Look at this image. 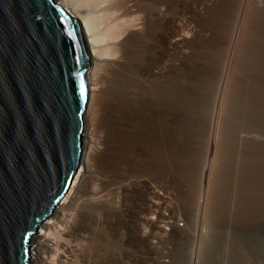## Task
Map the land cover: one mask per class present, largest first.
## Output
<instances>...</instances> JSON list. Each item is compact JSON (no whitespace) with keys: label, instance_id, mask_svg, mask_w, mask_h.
<instances>
[{"label":"rangeland","instance_id":"374dc122","mask_svg":"<svg viewBox=\"0 0 264 264\" xmlns=\"http://www.w3.org/2000/svg\"><path fill=\"white\" fill-rule=\"evenodd\" d=\"M166 3L172 17L169 75L159 89L145 92L133 67L142 48L140 44L131 48L130 114L119 139L108 145L99 141L104 156L94 163V176L87 183L92 195L82 196L105 202L106 212L100 217L106 216V238L111 244L106 264H135L128 252L136 250L142 256L136 264H174L176 253L181 264L189 260L197 264L199 233L195 240L187 235L192 219L197 232H205L210 220L215 221L219 253H235L238 264H264V0H153L159 8ZM105 100L100 96L95 105L101 139L109 120ZM142 181L170 203L148 194L151 189L144 188ZM137 184L146 193L140 195ZM71 208L66 209L63 224L55 227L56 236L47 233L51 244L60 242L44 256L47 264H94L87 232L68 233L73 237L65 232L72 225L88 223ZM168 221H181L186 231ZM147 236L154 249L150 254H145V244L130 242Z\"/></svg>","mask_w":264,"mask_h":264},{"label":"water","instance_id":"95a60500","mask_svg":"<svg viewBox=\"0 0 264 264\" xmlns=\"http://www.w3.org/2000/svg\"><path fill=\"white\" fill-rule=\"evenodd\" d=\"M88 63L78 22L52 0H0V264L31 236L81 158Z\"/></svg>","mask_w":264,"mask_h":264},{"label":"bare ground","instance_id":"6f19581e","mask_svg":"<svg viewBox=\"0 0 264 264\" xmlns=\"http://www.w3.org/2000/svg\"><path fill=\"white\" fill-rule=\"evenodd\" d=\"M52 1L59 3L63 8H65L70 13V15L79 24L83 43H84V47H85L86 59H87V63H88V69L86 72L88 98H87L86 107H85L84 114H83V129H82V135H81V158L79 161L78 168H77L76 173L72 179L71 185H70L68 191L62 197L61 202L53 209L52 214L38 227L37 232L31 236V240L29 243L28 261H29V264H47L46 260L44 259L45 258L44 256L46 254H50L54 248L56 249V248H58V246H60V244H58L60 242H56V241L54 244H51L52 241L50 240L49 236H47V233L53 237L56 236L55 232H54L55 231L54 229H56L55 227L57 226V224H59V223L61 224L64 221L63 217L65 215L66 209L69 207H73L71 209H74V210L77 209L78 213H80L81 216L88 219V223L87 224L80 223L78 226L72 225L70 227H68V226L71 224L68 223L69 225H67V227H68L67 229H65V226L63 225L64 229L66 230L65 232L67 234L68 233H71V234L74 233L75 234V232H77L79 230L82 231L84 234L87 232L86 235L89 237L88 239H90L88 241L89 245L87 246L90 248V251H91V252H89V254L94 253V255H93L94 260L92 263L95 264L96 262L100 261V263L106 264V260L108 257L107 255L111 251L109 248V247H111V244L108 241V239L106 238V232H105L106 231V223H107L106 218H105L106 216L104 214L103 218L100 217V214L103 215V213L106 212V205H105V202L102 203L100 201L101 199L100 200L98 199V201H97V199H95L94 195H93L94 198H92V199L90 198L91 197L90 195H92L90 191L92 189L91 190L89 189L90 191L88 190L87 183H88V180L90 178H92V176H94L93 175L94 163L99 158L102 159L101 157L104 156L103 149H101L99 147L101 140H103L105 142V144L107 142V145H108L111 143V140L114 141L115 139H117L120 135V132L123 131V128H124V125H125V122L127 119V115L130 114V113H128V111H129L131 104L133 102V94L131 93L129 86H128L130 84L129 83V81L131 80L130 78H132V77H129V75H128V70H129L128 67L131 63L130 54H129V51L131 50V48L133 46H136L139 44L142 48L141 59L139 60V57H138L139 61L135 62L133 64L134 65L133 67H134V71H136L135 73H137L139 76L138 78H140V85L142 86L141 88H143V90L145 92L147 90L149 91L150 89L152 90L153 88L159 89V85L161 86L160 82L163 83L164 81H166V78L169 75L168 74V72L170 70L169 69V60H170L169 58H170V50L172 47V41H171V35H170V27L172 24V20H171L172 17L170 16V7L166 3L164 6L162 5L163 8L162 7L159 8L160 6L159 7L155 6L156 5L155 3H154L155 5H153V0H52ZM143 1H145V2H143ZM259 4H260V2H259ZM135 78L138 79L136 76H135ZM130 85L132 86V84H130ZM103 95L107 99L105 101L107 102V109H108V116L107 117L109 120H107V125L105 126L106 130H107L105 138L101 139V137H99L97 135V130H98V128H100L99 127L100 124L98 123L99 120L97 119V116H96L97 114H96L95 105H96L98 98L100 96L102 97ZM104 112H106V111H104ZM98 115L100 116V114H98ZM103 115H105V114H103ZM128 117H130V116H128ZM133 158H135V157H133ZM116 162H117V160H116ZM129 162H131V161H129ZM106 172L107 171L105 170L103 173L104 177H106ZM99 177H100V175H99ZM106 178H104V179H106ZM141 185H143V187L146 188L147 190H148V188L151 189V191L148 192V194H151V195L153 194L154 196L156 195L158 198H161V201L163 202V204H165L164 203L165 198L162 196L160 197L158 195V193L156 191H154L153 186H150V184H148V183L146 184V182H143V181H142ZM141 185L137 184V190L138 191L140 190L141 191V192L139 191V193H141L140 195H143V193H146V191L144 190L145 192H143V190L141 189L142 188ZM147 185H148V187H147ZM105 191H106V189H105ZM95 193H96V191H95ZM82 196H84V197L90 196V197L84 198ZM128 196H129V194H128ZM104 197L105 196L103 194V198ZM206 201H207V199H206ZM144 202L146 203V201H144ZM165 202H166V200H165ZM168 203H170V202H168ZM146 205H147V203H146ZM148 207H150V206H148ZM213 207L214 206H212V208ZM207 209H209V208H207ZM203 211H204V209H203ZM209 213L210 212H208V214ZM210 214L208 215L209 217H211ZM73 215H74V213H73ZM194 215H196V213H194ZM197 215H199V213ZM78 216H80V215H78ZM209 217H208V221H209V219H211ZM74 218H73V220H74ZM192 218H195V216ZM76 219H77V217H76ZM202 219H204V218H202ZM55 220H57V221H55ZM83 220H85V219H83ZM143 220H145V219H143ZM192 220H194V222H196L195 219H192ZM190 221H188V223ZM146 222H148V221L146 220ZM194 222L191 224L190 227H188V234L187 235H188V237L190 236L192 239L195 240V238L197 237V235L199 233L198 241L200 243L198 242L199 243V250H197V251H199V253H201V257L199 255V261L197 262V264H232V262H233V264L237 263V262H235V253L234 254L224 253V250H222V254L218 252V250L221 248L219 246V249L217 250V246H216L217 243L215 244V240H216L215 235L217 234L219 229L217 228L218 230H216L215 226H217V225H216L215 221H213V219L210 220V222L206 226L208 230L205 231V228H204V231L206 233L202 232V231L197 232L196 228L198 227V224H197V227H195ZM204 222H206V221L204 220ZM212 222H214V223H212ZM197 223H199V222H197ZM221 223H223V222H221ZM72 224H74V222ZM150 224H151L150 228L151 227L153 228L154 224H152V223H150ZM186 226H184V224H183V227H178L176 225L173 227H176L178 229H182V230L186 231ZM202 227H200V228H202ZM219 227L223 228L222 225ZM237 228H239V226ZM171 229L172 228L170 227V229H169L170 232H171ZM227 229L228 228H226L224 230L225 233L228 232V231H226ZM232 231H234V230H232ZM245 231H246V229H245ZM255 233H254V235H255ZM63 234H64V232H63ZM67 234H65V235H67ZM71 234H68V235H71ZM223 234H221V235H223ZM244 235H243V237H244ZM84 236L81 235V237H84ZM241 236L238 238H241ZM249 236H250V234H249ZM257 236L258 235H255V237H257ZM190 237H189V240H190ZM246 237H247V235H246ZM149 238H150V236L140 237L138 239L137 238L131 239L130 242L132 243V241L138 240V242H139L138 244H140V243L145 244L144 249H146V251L144 250V252H145V254H150L153 252L154 249L152 246H150V243H151L150 239L151 238L150 239ZM227 238H229V237H227ZM88 239H86V240H88ZM225 239H224V241H225ZM248 239H249V237H248ZM220 240L222 242L223 239H220ZM220 240H219V242H220ZM234 240H235V238H234ZM253 240H254V238H253ZM256 240H258V239H256ZM191 241H193V240H191ZM255 242H257V241H255ZM134 244H136V243H134ZM86 245H87V243H86ZM223 245H224V243H223ZM251 245H253V243ZM191 246H193V245H191ZM239 246H236V247H239ZM248 246H250V245H248ZM61 247H62V245H61ZM224 247H225V245H224ZM226 247H228V242H227ZM263 247H264V242H263ZM137 248L139 249V247H137ZM231 250H233V249H231ZM142 251H143V249H142ZM225 251H229V248ZM138 252H140V250ZM220 252H221V250H220ZM234 252H236V251H234ZM136 253H137V250H136ZM136 253L134 251L132 253L128 252L129 256H131L133 258L135 264H136V261L138 260V258H142L141 255H138ZM189 253H191V252H189ZM238 253H240V252H238ZM251 253L253 254L255 252L251 251ZM124 254H126V253H124ZM172 255H175V253H173ZM240 255H241V253H240ZM144 257H146V256H144ZM190 257L191 256H189L188 259H190ZM262 257L264 258V256H262ZM173 258H174V260H173L174 264H181L180 263V260H181L180 253L179 254L176 253V255ZM196 258H197V256H196ZM117 261H118V259H117ZM121 261L122 260H120V262ZM186 261H187V259H186ZM196 261H195V263H196ZM237 261H240V260H237ZM190 263L193 264L194 261L189 260L188 264H190ZM144 264H146V263H144ZM158 264H161V263H158Z\"/></svg>","mask_w":264,"mask_h":264},{"label":"built area","instance_id":"2783aa9c","mask_svg":"<svg viewBox=\"0 0 264 264\" xmlns=\"http://www.w3.org/2000/svg\"><path fill=\"white\" fill-rule=\"evenodd\" d=\"M174 220H176V219H174ZM176 222L175 221H173V222L172 221H168V223H170L171 225H176L178 227H183V224H182L181 221H179L178 223H176Z\"/></svg>","mask_w":264,"mask_h":264}]
</instances>
